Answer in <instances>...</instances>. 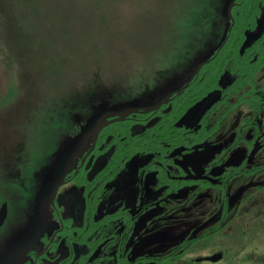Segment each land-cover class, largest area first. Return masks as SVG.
Returning a JSON list of instances; mask_svg holds the SVG:
<instances>
[{
    "label": "rangeland",
    "instance_id": "1",
    "mask_svg": "<svg viewBox=\"0 0 264 264\" xmlns=\"http://www.w3.org/2000/svg\"><path fill=\"white\" fill-rule=\"evenodd\" d=\"M231 1L0 0V209L8 203L0 226V264H10L14 243L28 239L29 229L56 228L46 214L43 179L59 172L61 159L101 112L153 101L179 84L190 65L225 40ZM237 1L234 12L246 22L235 25L219 59L237 56L248 66L243 31H251L262 11L248 44L263 48L255 54L256 66L249 67L252 83L242 82L239 94L251 84L260 86L256 108L243 97L224 124L225 136L237 120L240 127L264 120V0ZM224 61L232 66V59ZM262 133L256 149L240 143L248 159L256 152L253 162L225 177V185H255L235 208L226 203L223 227L206 232L204 240L189 246L186 258L168 264H264ZM217 254L221 257L206 259Z\"/></svg>",
    "mask_w": 264,
    "mask_h": 264
},
{
    "label": "flooded vegetation",
    "instance_id": "2",
    "mask_svg": "<svg viewBox=\"0 0 264 264\" xmlns=\"http://www.w3.org/2000/svg\"><path fill=\"white\" fill-rule=\"evenodd\" d=\"M238 4L223 43L190 65L174 88L153 101L99 115L98 138L75 147L78 156L61 159L59 175L66 184L54 199L53 194L45 199L56 228L31 229L28 239L15 244L10 264H168L186 258L189 246L204 240L206 232L223 227L226 203L235 208L255 185H225V177L253 162L256 152L248 159L240 143L256 149L264 130V120H248L244 127L237 120L225 136L224 124L243 97L256 108L260 86L251 84L239 94L242 82L252 83L249 67L256 66L255 54L263 48L248 44L262 11L251 31H243L248 66L237 56L219 59L235 25L246 22L234 12ZM230 59L228 67L224 60ZM102 234L103 240L92 241Z\"/></svg>",
    "mask_w": 264,
    "mask_h": 264
},
{
    "label": "bare ground",
    "instance_id": "3",
    "mask_svg": "<svg viewBox=\"0 0 264 264\" xmlns=\"http://www.w3.org/2000/svg\"><path fill=\"white\" fill-rule=\"evenodd\" d=\"M227 14H228V10H227ZM229 17V16H228ZM108 109L107 110H103L102 112H101V117L103 118V116L106 114V112L107 111H109V110H111L112 109V107H107ZM104 112V113H103ZM96 122H97V120H95L94 122H93V126H92V128H90L91 130H89L88 132H86V133H84L83 134V138H81V140H80V142H78V145L76 144L75 146H73L71 149H70V152H69V154H67V159H71V153H72V150L74 149V151H78L80 148V144L83 142V145H86V144H90L91 143V141H92V139L93 140H95V138H98V136H99V133H100V131H101V129L103 128V126H102V124H100L99 122V124H100V126L102 127H100L99 128V130H98V134L95 136V138L93 137V135H92V131H93V128L98 124H96ZM103 125H105V123L103 124ZM78 146V147H77ZM91 146V145H90ZM76 154L73 152L72 153V156L74 157ZM76 156H78V155H76ZM75 156V157H76ZM43 182L48 186V193L47 194H53V192L57 189V191H56V194H58V190H59V188L61 187V186H63V185H65L66 183H65V181L63 180V179H61V176L59 175V172L57 173V174H55V175H51V176H47V177H44V179H43ZM67 187H69V185L67 186ZM31 231V229H29V232ZM23 233V232H22ZM105 232H103V234H104ZM99 234H101V233H99ZM98 234V235H99ZM103 234L101 235V236H92V241H94V240H98V241H101V240H103ZM14 238V237H13ZM20 239H22V237L21 238H19V240ZM17 239H13V242H12V244L11 245H13V243L16 241ZM16 243H14V245H15ZM23 244H26L25 242H23ZM10 245V246H11ZM10 246H9V248H10Z\"/></svg>",
    "mask_w": 264,
    "mask_h": 264
},
{
    "label": "water",
    "instance_id": "4",
    "mask_svg": "<svg viewBox=\"0 0 264 264\" xmlns=\"http://www.w3.org/2000/svg\"><path fill=\"white\" fill-rule=\"evenodd\" d=\"M235 4V0H232L231 3L229 4V7H228V16L229 18L233 21L234 20V16H233V13H232V9H233V6ZM100 124L98 123L94 128H93V131H92V135L93 137L95 138V136L97 135L98 133V130L100 128ZM249 187V184L247 185H244L242 186L238 192L236 193V196L234 198H237L239 195L242 194V192ZM56 191L57 189L53 192V199L55 198L56 196ZM7 214H8V206L7 204L5 203L2 208L0 209V226L4 223L6 217H7ZM221 255L220 254H217V255H212V256H208L206 257V259L208 260H215V259H218L220 258Z\"/></svg>",
    "mask_w": 264,
    "mask_h": 264
}]
</instances>
